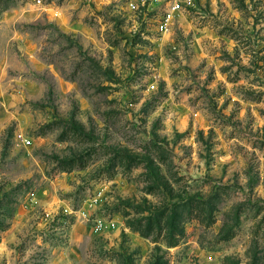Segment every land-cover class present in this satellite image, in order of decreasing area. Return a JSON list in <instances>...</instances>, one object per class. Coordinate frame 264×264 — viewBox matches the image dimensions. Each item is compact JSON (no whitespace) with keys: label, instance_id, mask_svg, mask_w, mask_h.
Returning a JSON list of instances; mask_svg holds the SVG:
<instances>
[{"label":"rangeland","instance_id":"rangeland-1","mask_svg":"<svg viewBox=\"0 0 264 264\" xmlns=\"http://www.w3.org/2000/svg\"><path fill=\"white\" fill-rule=\"evenodd\" d=\"M171 5L0 0V264H264V0Z\"/></svg>","mask_w":264,"mask_h":264},{"label":"built area","instance_id":"built-area-1","mask_svg":"<svg viewBox=\"0 0 264 264\" xmlns=\"http://www.w3.org/2000/svg\"><path fill=\"white\" fill-rule=\"evenodd\" d=\"M160 1H163V2H169V4H172L171 5V8L172 10L177 8L178 5H179V2L181 0H160ZM137 2V0H128V3L131 7H135V3ZM16 138L18 139L19 141V144H22L24 146H27L30 144V140L27 138V137H24L22 134H16Z\"/></svg>","mask_w":264,"mask_h":264},{"label":"trees","instance_id":"trees-1","mask_svg":"<svg viewBox=\"0 0 264 264\" xmlns=\"http://www.w3.org/2000/svg\"><path fill=\"white\" fill-rule=\"evenodd\" d=\"M176 243V240L174 238L170 239L169 245H174Z\"/></svg>","mask_w":264,"mask_h":264}]
</instances>
